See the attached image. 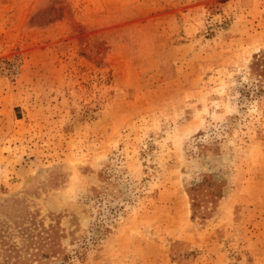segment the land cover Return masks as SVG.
I'll return each instance as SVG.
<instances>
[{
	"label": "rangeland",
	"instance_id": "rangeland-1",
	"mask_svg": "<svg viewBox=\"0 0 264 264\" xmlns=\"http://www.w3.org/2000/svg\"><path fill=\"white\" fill-rule=\"evenodd\" d=\"M264 0H0V264H264Z\"/></svg>",
	"mask_w": 264,
	"mask_h": 264
},
{
	"label": "trees",
	"instance_id": "trees-1",
	"mask_svg": "<svg viewBox=\"0 0 264 264\" xmlns=\"http://www.w3.org/2000/svg\"><path fill=\"white\" fill-rule=\"evenodd\" d=\"M255 65L256 66L264 65V53L257 56L256 61H255ZM14 264H20V263L15 262Z\"/></svg>",
	"mask_w": 264,
	"mask_h": 264
}]
</instances>
